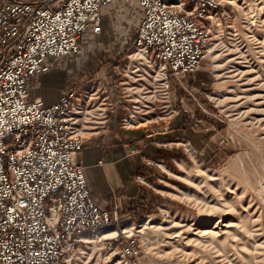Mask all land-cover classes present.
Instances as JSON below:
<instances>
[{"label": "rangeland", "instance_id": "374dc122", "mask_svg": "<svg viewBox=\"0 0 264 264\" xmlns=\"http://www.w3.org/2000/svg\"><path fill=\"white\" fill-rule=\"evenodd\" d=\"M222 1L227 16L183 85L169 79L164 89L153 77L157 63L128 46L140 17L135 2L105 8L102 31L88 28L78 55L50 58L83 76L115 71L122 123L167 129L159 139L163 161L147 167L152 186L123 221L127 229L82 241L78 264H130L121 254L129 235L138 241L137 264H264V0ZM95 80L85 85L95 93L76 112L82 131L89 127L82 115L96 111L102 120L112 107ZM196 130L198 144L189 135ZM103 228L113 231L86 233Z\"/></svg>", "mask_w": 264, "mask_h": 264}, {"label": "built area", "instance_id": "2783aa9c", "mask_svg": "<svg viewBox=\"0 0 264 264\" xmlns=\"http://www.w3.org/2000/svg\"><path fill=\"white\" fill-rule=\"evenodd\" d=\"M140 12L134 51L157 63L163 88L183 85L201 63L222 0H121ZM115 0H3L0 3V264H78L82 234L115 224L117 213L91 194L78 159L83 135L76 126L92 88L73 87L51 103L30 95L48 59L81 51L89 28L102 31L103 10ZM165 82V83H164ZM80 120H85L82 115ZM138 241L129 235L121 254L137 264Z\"/></svg>", "mask_w": 264, "mask_h": 264}, {"label": "crops", "instance_id": "0c3cea01", "mask_svg": "<svg viewBox=\"0 0 264 264\" xmlns=\"http://www.w3.org/2000/svg\"><path fill=\"white\" fill-rule=\"evenodd\" d=\"M82 40L83 36L81 45ZM81 52L82 48L79 53ZM50 58L48 59L49 70L31 80V96L39 95L46 103H51L63 91L82 87L95 79L103 83L99 87L102 89L101 92L109 91L108 99L102 102L106 109L112 105L109 108V114L102 120L97 119L99 114L96 111L85 117L83 126L89 127L86 131H82L83 148L77 156L84 165L87 183L94 199L111 214L117 213L119 221L106 226L105 229L110 228L116 234L119 231L123 232L127 229L123 221L132 218L129 211L131 202L136 199L140 203L142 200L139 196L145 190V186H152L148 180L151 173L147 172V167L161 159L158 149H162L161 146H165L166 143L160 142L159 139H165L163 132L167 129L153 131L152 128H145V125L130 128L122 123L118 96L116 92H113V89L118 86L117 79L113 78L115 71H93L84 74V77L78 71H63L67 65L64 60H50ZM95 123L98 125L94 126ZM188 133H186L187 136ZM189 135L198 144L202 131L196 130ZM176 162L182 166L181 160ZM86 234L88 233L82 234L83 239Z\"/></svg>", "mask_w": 264, "mask_h": 264}, {"label": "bare ground", "instance_id": "6f19581e", "mask_svg": "<svg viewBox=\"0 0 264 264\" xmlns=\"http://www.w3.org/2000/svg\"><path fill=\"white\" fill-rule=\"evenodd\" d=\"M232 1V0H231ZM209 51V50H208ZM132 59H133V62L135 61V59H136V55H135V53H133L132 54ZM165 83V82H164ZM165 85V84H164ZM128 122H131V120H129ZM114 233V231H111V232H108V231H99V232H97L96 234H86L85 236H83L84 237V239H86V241H96L97 239H99V238H104V237H107L108 235H110V234H113Z\"/></svg>", "mask_w": 264, "mask_h": 264}, {"label": "trees", "instance_id": "16d2710c", "mask_svg": "<svg viewBox=\"0 0 264 264\" xmlns=\"http://www.w3.org/2000/svg\"><path fill=\"white\" fill-rule=\"evenodd\" d=\"M136 9L138 10L137 7H136ZM138 11H139V10H138ZM139 13H140V12H139ZM105 20H106V15H104V17H103V23H104ZM135 29H136V28H135ZM134 34H135V31H134ZM134 34H133V37H134ZM133 37L130 39V42L128 43V46H129V47L131 46V48H132V39H133ZM127 50H128V49H127ZM139 198L143 201L144 195L141 193V195L139 196ZM142 201L139 203V202H137L136 199H135L133 202H131V206L129 207V211H131V212L133 211V212H134L136 206H138L139 204H141Z\"/></svg>", "mask_w": 264, "mask_h": 264}]
</instances>
